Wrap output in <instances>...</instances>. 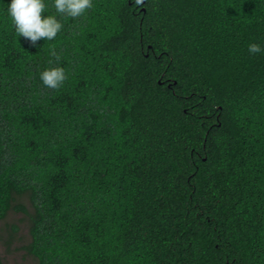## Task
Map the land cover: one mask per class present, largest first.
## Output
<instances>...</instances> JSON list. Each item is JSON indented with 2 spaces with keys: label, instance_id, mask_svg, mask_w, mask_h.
<instances>
[{
  "label": "trees",
  "instance_id": "obj_1",
  "mask_svg": "<svg viewBox=\"0 0 264 264\" xmlns=\"http://www.w3.org/2000/svg\"><path fill=\"white\" fill-rule=\"evenodd\" d=\"M7 2L0 221L36 264H264V0H93L37 46Z\"/></svg>",
  "mask_w": 264,
  "mask_h": 264
},
{
  "label": "clouds",
  "instance_id": "obj_2",
  "mask_svg": "<svg viewBox=\"0 0 264 264\" xmlns=\"http://www.w3.org/2000/svg\"><path fill=\"white\" fill-rule=\"evenodd\" d=\"M6 13L14 25L18 36L37 46L41 40L52 41L62 30L63 24L59 17H80L86 10L93 7V0H52L55 13L46 12V0H8ZM249 53L255 54L264 51L261 44L249 43ZM59 60V57H57ZM41 82L48 88L56 89L66 80V71L63 66L54 63L45 67L39 73Z\"/></svg>",
  "mask_w": 264,
  "mask_h": 264
},
{
  "label": "rangeland",
  "instance_id": "obj_3",
  "mask_svg": "<svg viewBox=\"0 0 264 264\" xmlns=\"http://www.w3.org/2000/svg\"><path fill=\"white\" fill-rule=\"evenodd\" d=\"M30 240L28 225L23 214L10 212L0 221V255L4 264H36L25 246Z\"/></svg>",
  "mask_w": 264,
  "mask_h": 264
}]
</instances>
